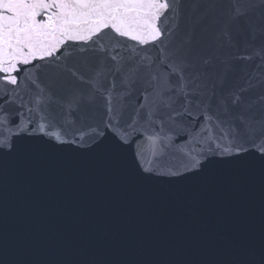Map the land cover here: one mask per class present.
I'll return each mask as SVG.
<instances>
[{"label": "snow or ice", "instance_id": "obj_1", "mask_svg": "<svg viewBox=\"0 0 264 264\" xmlns=\"http://www.w3.org/2000/svg\"><path fill=\"white\" fill-rule=\"evenodd\" d=\"M105 153L195 243H97L42 213L10 233L22 178ZM224 179L259 187L254 229L200 227L185 185ZM0 264H264V0H0Z\"/></svg>", "mask_w": 264, "mask_h": 264}, {"label": "water", "instance_id": "obj_2", "mask_svg": "<svg viewBox=\"0 0 264 264\" xmlns=\"http://www.w3.org/2000/svg\"><path fill=\"white\" fill-rule=\"evenodd\" d=\"M161 187L136 176L122 156L105 153L65 160L51 179L34 183L24 177L13 188L9 231L15 236L26 229L31 215L42 213L53 228L97 243L128 244L146 231L195 243L177 235L170 219L158 211L156 193ZM185 188L204 203L202 229L223 233L258 226L262 212L258 186L224 179Z\"/></svg>", "mask_w": 264, "mask_h": 264}]
</instances>
